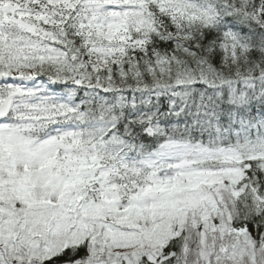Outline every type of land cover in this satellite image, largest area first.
I'll return each instance as SVG.
<instances>
[{
  "label": "snow or ice",
  "instance_id": "6c2138e0",
  "mask_svg": "<svg viewBox=\"0 0 264 264\" xmlns=\"http://www.w3.org/2000/svg\"><path fill=\"white\" fill-rule=\"evenodd\" d=\"M0 264H264V0H0Z\"/></svg>",
  "mask_w": 264,
  "mask_h": 264
}]
</instances>
